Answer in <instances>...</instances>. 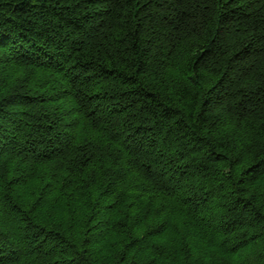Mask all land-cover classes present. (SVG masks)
<instances>
[{"label":"trees","instance_id":"1","mask_svg":"<svg viewBox=\"0 0 264 264\" xmlns=\"http://www.w3.org/2000/svg\"><path fill=\"white\" fill-rule=\"evenodd\" d=\"M0 264H264V0H0Z\"/></svg>","mask_w":264,"mask_h":264}]
</instances>
